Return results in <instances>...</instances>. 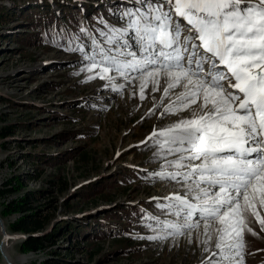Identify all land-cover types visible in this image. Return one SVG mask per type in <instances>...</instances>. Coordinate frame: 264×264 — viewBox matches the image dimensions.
I'll list each match as a JSON object with an SVG mask.
<instances>
[{
  "label": "rangeland",
  "instance_id": "obj_1",
  "mask_svg": "<svg viewBox=\"0 0 264 264\" xmlns=\"http://www.w3.org/2000/svg\"><path fill=\"white\" fill-rule=\"evenodd\" d=\"M65 6L72 9L71 14ZM127 6L124 0H0V132L6 127L11 132L0 136V187L11 176H20L25 190L19 195L28 190L41 192L34 205L52 206L41 212L42 217H50L41 233L70 225L73 232L65 239L57 238L53 248L63 252L70 244L72 264H201L202 224L191 237L185 233L155 241L133 238L155 234L141 226L142 218L144 223H153L148 217L161 216L157 205L168 203L161 197L183 191L175 182L164 187L148 175L165 163L160 155L156 163L149 162L157 148L148 138L177 119L161 114L182 89L166 97L164 81L155 92L149 84L142 100L138 80L129 83L118 77L114 83L124 87L116 91L105 87L108 82L98 76L81 83L101 69L81 71L80 53L45 42V34L50 32L47 39L52 40L63 29L90 43L80 33L81 25L102 40L96 30L107 28L99 23L100 18L119 27L122 22L114 13ZM30 10L35 19L40 12L37 29L30 23ZM49 13L52 27L45 17ZM42 25L47 26V33ZM36 35L40 40L32 43ZM59 43L67 46L66 39ZM257 211L264 219V209ZM245 215L252 232L243 233V262L264 264V231L254 216ZM16 217H1L10 257L15 261L24 257L17 264L42 260L43 253L19 252L22 238L7 228ZM2 239L0 232V245ZM0 264H4L1 251Z\"/></svg>",
  "mask_w": 264,
  "mask_h": 264
},
{
  "label": "snow or ice",
  "instance_id": "obj_2",
  "mask_svg": "<svg viewBox=\"0 0 264 264\" xmlns=\"http://www.w3.org/2000/svg\"><path fill=\"white\" fill-rule=\"evenodd\" d=\"M127 3L114 13L119 27L100 18L107 28L96 30L102 40L81 25L90 43L63 29L52 40L45 34V42L80 53L81 71L101 69L81 83L98 76L116 91L124 87L114 83L118 77L138 80L142 100L149 84L155 92L164 81L166 97L182 89L161 114L177 119L148 138L157 148L149 162L165 157L161 170L148 175L164 187L175 182L183 189L161 197L168 203L157 205L161 216L176 219L149 216L153 223H144L142 218L141 226L155 234L133 238L191 237L202 224L201 264H244L243 233L252 232L245 214L264 231L257 211L264 209V0Z\"/></svg>",
  "mask_w": 264,
  "mask_h": 264
},
{
  "label": "trees",
  "instance_id": "obj_3",
  "mask_svg": "<svg viewBox=\"0 0 264 264\" xmlns=\"http://www.w3.org/2000/svg\"><path fill=\"white\" fill-rule=\"evenodd\" d=\"M66 10L71 14V8L69 6H65ZM30 23L34 24L32 27L41 26V16L40 12L36 14L37 18L32 17L31 10L28 12ZM71 16V15H69ZM46 19L49 20V24L47 26H51L53 15L49 13ZM58 25V24H56ZM47 26L42 25V30L44 33H47ZM52 27V26H51ZM50 33V32H48ZM47 33V34H48ZM32 36V35H31ZM40 38L32 39V43L39 41ZM21 43H24V39L22 38ZM26 43H31L30 40ZM10 127L3 128L0 132L1 137H6L10 132L8 130ZM24 188V182L20 176H11L9 179L5 180L0 187V200L4 199V201L0 204V216L5 219L6 217L17 215L16 219L8 224V230L11 233L15 234H23L27 237L22 239L19 244V252L21 254H38L43 253V259L38 262H31L30 264H72L69 259L72 257L70 247L64 248L63 252H61L58 247H54L56 245V239L59 237H63L64 235H69L73 230L70 228V225L63 224L54 226L53 230L48 233H41L44 229L46 223L49 221L50 217L41 216V212L46 207L51 206L50 204H45L42 206H35L34 202L37 200L36 198L40 195V191H25L24 193H19ZM17 193L16 197H13V194ZM54 209V208H53ZM75 232V231H74Z\"/></svg>",
  "mask_w": 264,
  "mask_h": 264
},
{
  "label": "bare ground",
  "instance_id": "obj_4",
  "mask_svg": "<svg viewBox=\"0 0 264 264\" xmlns=\"http://www.w3.org/2000/svg\"><path fill=\"white\" fill-rule=\"evenodd\" d=\"M0 232L2 233V238H3L4 232L2 231L1 228H0ZM2 240H1V244H2L1 253H2V256H3L4 264H17V262H19V263L23 262L24 261V257H22V256L18 257L17 261L13 260L10 257V254H9L10 252L8 253V249H7V246H8L7 244H8L9 237L7 236L3 243H2Z\"/></svg>",
  "mask_w": 264,
  "mask_h": 264
},
{
  "label": "water",
  "instance_id": "obj_5",
  "mask_svg": "<svg viewBox=\"0 0 264 264\" xmlns=\"http://www.w3.org/2000/svg\"><path fill=\"white\" fill-rule=\"evenodd\" d=\"M0 228L4 232V236H3V240H2V243H3L7 236H6V226L4 225V222H3V219L1 218V216H0ZM26 237H27L26 235H22V234H18V236H17V238H22V239H24ZM1 247H2V244L0 245V251H1Z\"/></svg>",
  "mask_w": 264,
  "mask_h": 264
}]
</instances>
